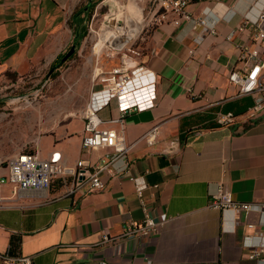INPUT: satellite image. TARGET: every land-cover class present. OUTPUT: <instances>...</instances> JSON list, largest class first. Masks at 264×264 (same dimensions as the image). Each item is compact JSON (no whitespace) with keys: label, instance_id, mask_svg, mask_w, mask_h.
<instances>
[{"label":"crops","instance_id":"0c3cea01","mask_svg":"<svg viewBox=\"0 0 264 264\" xmlns=\"http://www.w3.org/2000/svg\"><path fill=\"white\" fill-rule=\"evenodd\" d=\"M100 1L0 0V80L40 72L61 59L70 44L81 42L89 7ZM262 9L264 0H188L190 19L155 23L143 43V61L156 76L154 105L128 111L121 123L110 120L121 116L116 99L99 112L103 127L133 143L131 171L150 185L146 203L164 221L158 234L123 235L129 220L143 217L126 173L108 178L102 190L69 196L57 183L48 191L17 192L2 183L0 254L28 255L35 264H254L244 241L253 230L244 218L234 225L230 212L207 205L218 183L236 201H264V110L248 116L253 96L240 94L228 79L241 65L243 47L251 45L245 21ZM85 76L80 107L89 99L93 71ZM218 112L236 119L221 125ZM156 123V143L149 145L140 137ZM83 128L80 110L39 139V153L93 165L107 150L83 149Z\"/></svg>","mask_w":264,"mask_h":264},{"label":"built area","instance_id":"2783aa9c","mask_svg":"<svg viewBox=\"0 0 264 264\" xmlns=\"http://www.w3.org/2000/svg\"><path fill=\"white\" fill-rule=\"evenodd\" d=\"M187 5L188 0H157L152 13L155 23L170 19L178 24L182 18L190 19ZM199 21L204 24V20ZM245 22L252 28L251 45L243 47L239 58L241 65L230 71L228 79L238 87L240 94L253 96L254 103L248 113V116H253L264 110V9L260 10L251 22ZM210 31L213 32V29ZM132 39L125 40L119 46H111L116 51L117 60L108 69L98 68L89 99L81 109L84 120L82 148L107 151L93 165L82 158L70 163L56 157H43L38 151H19L10 156L3 165L6 172L0 174V184L10 183L13 192L48 191L54 183L60 181L61 195L69 196L81 191L102 190L106 187L108 178L126 173L133 182L143 217L140 221L129 220L123 235L150 237L159 233L164 221L155 219L150 213L144 195L150 185L144 175H134L131 171L132 163L128 153L133 143L128 142L122 132L103 127V120L99 115L100 110L112 99H116L121 112L120 117L110 119L112 122L121 123L128 111L142 110L154 105L156 76L143 61L144 49L134 45ZM226 39H230V35ZM188 91L192 94L190 89ZM235 119L236 116L232 112L216 114V121L221 125H227ZM158 133L159 123H156L140 138L147 144L154 145ZM151 186L158 187V184ZM207 206L230 212L234 225L239 223L240 217L244 218L246 226L253 230L244 240L248 248V259L254 261V264H264V201H236L226 185L218 183L210 194ZM251 213H257L259 219L250 220ZM107 239L105 235L104 240ZM0 259L11 264H35L28 255L8 257L0 254ZM143 264H152V260L147 259Z\"/></svg>","mask_w":264,"mask_h":264},{"label":"rangeland","instance_id":"374dc122","mask_svg":"<svg viewBox=\"0 0 264 264\" xmlns=\"http://www.w3.org/2000/svg\"><path fill=\"white\" fill-rule=\"evenodd\" d=\"M156 3L157 0H101L92 4L81 42L68 46V51L72 46L74 51L60 65H56L58 60L40 72L0 80V166L18 151H38L40 138L55 134L59 126L79 114L85 74L92 70L95 75L98 68L108 69L117 60L116 51L108 43L96 53V43L105 29L124 26V14L140 21L141 28L132 40L143 48L155 25L152 13ZM118 7L122 10L119 16ZM47 150L48 146L42 145L43 154ZM0 264L11 263L0 259Z\"/></svg>","mask_w":264,"mask_h":264},{"label":"bare ground","instance_id":"6f19581e","mask_svg":"<svg viewBox=\"0 0 264 264\" xmlns=\"http://www.w3.org/2000/svg\"><path fill=\"white\" fill-rule=\"evenodd\" d=\"M125 7V6H124ZM126 9V8H125ZM117 16L122 13L121 8L116 9ZM124 26H116L115 28L105 29L100 40L96 43V53L102 50V47L105 43H108L110 46H119L125 40L132 39L140 30L141 23L139 20H136L130 14H124L123 17ZM123 38V41H121Z\"/></svg>","mask_w":264,"mask_h":264},{"label":"water","instance_id":"95a60500","mask_svg":"<svg viewBox=\"0 0 264 264\" xmlns=\"http://www.w3.org/2000/svg\"><path fill=\"white\" fill-rule=\"evenodd\" d=\"M74 51V46H72L69 51L65 53V55L60 59L59 63L57 65H60L71 53Z\"/></svg>","mask_w":264,"mask_h":264},{"label":"trees","instance_id":"16d2710c","mask_svg":"<svg viewBox=\"0 0 264 264\" xmlns=\"http://www.w3.org/2000/svg\"><path fill=\"white\" fill-rule=\"evenodd\" d=\"M77 14V13H76ZM60 60V59H59ZM57 184H60L59 186L61 187V182L59 181V182H56ZM56 183H54V184H56ZM54 184L52 185V186H54Z\"/></svg>","mask_w":264,"mask_h":264}]
</instances>
